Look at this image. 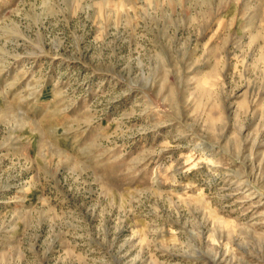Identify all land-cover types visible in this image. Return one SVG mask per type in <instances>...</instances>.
I'll use <instances>...</instances> for the list:
<instances>
[{"label": "rangeland", "instance_id": "obj_1", "mask_svg": "<svg viewBox=\"0 0 264 264\" xmlns=\"http://www.w3.org/2000/svg\"><path fill=\"white\" fill-rule=\"evenodd\" d=\"M0 264H264V0H0Z\"/></svg>", "mask_w": 264, "mask_h": 264}]
</instances>
